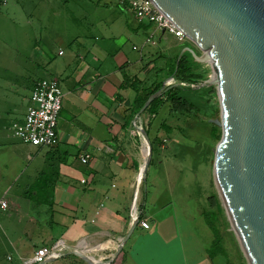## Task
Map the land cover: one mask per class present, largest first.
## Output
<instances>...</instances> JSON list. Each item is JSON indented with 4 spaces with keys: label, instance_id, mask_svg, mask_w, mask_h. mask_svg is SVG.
I'll return each mask as SVG.
<instances>
[{
    "label": "crops",
    "instance_id": "1",
    "mask_svg": "<svg viewBox=\"0 0 264 264\" xmlns=\"http://www.w3.org/2000/svg\"><path fill=\"white\" fill-rule=\"evenodd\" d=\"M122 1L129 0H119L115 6L120 13H126ZM103 4L112 7L111 1ZM128 15L117 16L116 32L101 20V33L88 30L85 37L67 40L65 48L58 49L57 58L46 64L48 78L56 80L62 92L58 145L3 146L6 152L2 155H6L0 166L4 161L5 172L10 174L13 164L18 169L0 179V212L8 218L0 216V230L6 229L1 247L7 252L11 249L20 264H31L34 253L42 247L63 248L61 257L48 264H87L75 253L103 264L113 259L114 264H216L218 255H212L215 237L201 211L191 212L195 222L186 223L184 232L176 221L170 236L161 233L157 224L146 217L147 205L155 201L146 189V176V182L140 187L138 184L147 159L141 136L142 130L147 131V117L142 115L149 107L139 116L138 112L151 95L137 108L154 85L162 84L164 88L171 78L147 85L145 77H141L154 67L152 58L146 62L140 54V59L133 61V50L137 49L132 46L130 51L127 44L133 42L135 35L145 36L139 39L142 48L154 35L162 43L168 33ZM132 19L136 22L134 27ZM170 36L172 42L168 41L154 57L167 60V68L183 48L190 47L187 40ZM119 37L127 43L120 47L111 44ZM40 80L30 83V96ZM178 84L182 85H174ZM25 114L12 124L21 122ZM12 124L7 129L13 137ZM85 155L89 160L82 164L80 158ZM2 202L6 203L4 209ZM9 213L16 220L11 221ZM134 217L138 224L116 255ZM140 221L149 228H142ZM30 252L32 255L28 256ZM5 260L11 262L12 258L7 255Z\"/></svg>",
    "mask_w": 264,
    "mask_h": 264
},
{
    "label": "rangeland",
    "instance_id": "2",
    "mask_svg": "<svg viewBox=\"0 0 264 264\" xmlns=\"http://www.w3.org/2000/svg\"><path fill=\"white\" fill-rule=\"evenodd\" d=\"M99 1L3 0L1 2L0 163L6 155H2V152H6L3 149L5 146L9 144L22 146L19 140L11 136L8 129L18 117L25 114L30 98V83L37 79H49L45 66L49 60L57 58L58 49H64L67 40L85 37L88 30L92 34L101 33L98 28V22L101 20L107 22L111 28L114 27L116 32L117 16H130L127 12V14L119 12L115 6L119 0H102V3ZM106 1H111L112 7L106 8L103 4ZM98 3L100 5H97ZM112 22H115L113 26L110 24ZM131 23L133 27L136 26L133 19ZM137 36H133V42L127 44L130 51L132 46L137 49L133 50V61H138L142 54L144 61L148 62L152 58L151 64L154 65L152 70L141 79L145 77L147 85L162 82L167 78L165 69L169 63L167 60L156 59V55L168 45V41L172 42V37L166 34L164 41L159 43L157 35H154L142 48L139 39L145 36ZM125 43L127 40L119 37L111 44L120 47ZM186 44L192 47L189 42ZM203 68L207 79L211 73L207 66ZM159 69L162 71L158 73ZM178 82L171 77L170 83L165 84L164 88ZM176 86L183 87L178 91L179 98L196 109L198 116L173 113L170 104L167 103L157 110L151 107L150 111L142 115L143 118L147 117L145 126L152 143V158L142 179L139 178L141 184L138 185L140 187L146 182V176V189L149 195L153 194L155 201L153 205H147L146 217L157 224L161 233L170 236L176 221L183 227L182 232H184V229L187 230L185 224L195 219L191 216V212L201 211L204 218L208 219L219 234V243L212 249L218 252L216 264H247L220 204L213 179L214 149L218 141L213 139L212 127L215 125L209 121L217 120L219 116L216 87L192 90L193 86H191L188 90L186 84ZM5 115L7 118L4 117ZM2 163L0 179L7 173L4 161ZM13 167L14 170L9 169L11 174L17 172L18 165L13 164ZM32 169L34 167L30 168ZM217 201L222 209L219 218L215 215ZM183 210H188V213H184ZM0 214L8 220L5 214L1 212ZM9 214L12 215L11 221L16 220L13 213ZM200 222L204 221L200 219ZM2 232H6L4 227L0 230V264H20L17 255L11 249L7 252L1 247ZM7 255L11 256V262L5 260ZM27 255L31 256L32 253ZM113 260L107 263L114 264Z\"/></svg>",
    "mask_w": 264,
    "mask_h": 264
},
{
    "label": "water",
    "instance_id": "3",
    "mask_svg": "<svg viewBox=\"0 0 264 264\" xmlns=\"http://www.w3.org/2000/svg\"><path fill=\"white\" fill-rule=\"evenodd\" d=\"M149 1L192 45L177 62L187 53L209 68L210 76L192 90L217 91L219 116L209 121L220 129L213 163L217 196L246 263L264 264V0ZM159 96L151 95L138 116ZM141 133L147 148L143 175L152 147L146 131ZM137 224L138 218L116 255Z\"/></svg>",
    "mask_w": 264,
    "mask_h": 264
},
{
    "label": "built area",
    "instance_id": "4",
    "mask_svg": "<svg viewBox=\"0 0 264 264\" xmlns=\"http://www.w3.org/2000/svg\"><path fill=\"white\" fill-rule=\"evenodd\" d=\"M126 11L133 15L139 23L153 24L158 31H164L179 40H184L182 33L161 13L149 0L122 1ZM186 40V39H185ZM27 112L21 122L11 126L13 137L23 145L32 148H54L58 145L57 122L62 107V92L59 83L53 79L38 81L32 90ZM89 156L80 158L86 164ZM1 207L6 208L2 202ZM137 219L134 217L132 223ZM140 226L148 229L146 222L140 221ZM63 248H39L33 256L31 264H43L61 257Z\"/></svg>",
    "mask_w": 264,
    "mask_h": 264
},
{
    "label": "trees",
    "instance_id": "5",
    "mask_svg": "<svg viewBox=\"0 0 264 264\" xmlns=\"http://www.w3.org/2000/svg\"><path fill=\"white\" fill-rule=\"evenodd\" d=\"M1 2L2 0H0V4ZM177 57H175L170 63L169 67L166 68L167 78L174 77L176 80H178L182 84H186V87L188 90L191 89L190 88L191 86H197L199 83H201L205 79L204 70H202V67L200 65H197L193 62L189 54L185 53L178 62H177ZM167 89L168 87L162 88V84L154 85V87H152L149 93L146 95L145 100L143 102H140V106H138L137 109H140L142 107L147 97L157 92H160V97L153 100V102L149 106L148 111H150L151 107L153 108L155 107L157 110L160 106H164L165 103H167V104H170V107L173 113H180V114L185 113L187 115L194 114V116H198L196 109L189 106L187 103L183 102L179 98L178 91L183 89L182 86L170 87L168 90ZM146 133L148 135V130L146 131ZM212 133H213L214 141H219L220 140V129L216 126H213ZM151 147H152V143H151ZM221 212H222V209L217 201V211L215 213L217 218H219V215L221 214ZM205 221L207 225L209 226V228L211 229V231L213 232V235L215 237L213 247L214 246L216 247L219 243V239H218L219 234L217 232V229L213 227V225L208 221L207 218H205ZM216 254L218 255V252L212 250V255H216Z\"/></svg>",
    "mask_w": 264,
    "mask_h": 264
}]
</instances>
